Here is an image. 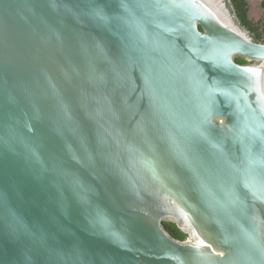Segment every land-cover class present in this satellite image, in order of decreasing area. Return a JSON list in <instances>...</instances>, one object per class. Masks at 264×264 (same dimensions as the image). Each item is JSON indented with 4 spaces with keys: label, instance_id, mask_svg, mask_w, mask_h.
I'll return each mask as SVG.
<instances>
[{
    "label": "water",
    "instance_id": "water-1",
    "mask_svg": "<svg viewBox=\"0 0 264 264\" xmlns=\"http://www.w3.org/2000/svg\"><path fill=\"white\" fill-rule=\"evenodd\" d=\"M0 264H264V42L231 0H0Z\"/></svg>",
    "mask_w": 264,
    "mask_h": 264
},
{
    "label": "trees",
    "instance_id": "trees-1",
    "mask_svg": "<svg viewBox=\"0 0 264 264\" xmlns=\"http://www.w3.org/2000/svg\"><path fill=\"white\" fill-rule=\"evenodd\" d=\"M232 5L236 11L238 19L241 22V25L250 30V32H256L260 38L263 32L259 31V27L255 26L254 21L249 18L246 0H232ZM256 40L258 41L259 39L257 38ZM237 61L239 63H245L246 59L239 57L237 58ZM165 228L172 236L177 239L185 240L188 237V235L183 232L175 223H165Z\"/></svg>",
    "mask_w": 264,
    "mask_h": 264
},
{
    "label": "rangeland",
    "instance_id": "rangeland-1",
    "mask_svg": "<svg viewBox=\"0 0 264 264\" xmlns=\"http://www.w3.org/2000/svg\"><path fill=\"white\" fill-rule=\"evenodd\" d=\"M248 3L250 8V18L255 22L262 20L264 17V12L260 7V0H248Z\"/></svg>",
    "mask_w": 264,
    "mask_h": 264
},
{
    "label": "flooded vegetation",
    "instance_id": "flooded-vegetation-1",
    "mask_svg": "<svg viewBox=\"0 0 264 264\" xmlns=\"http://www.w3.org/2000/svg\"><path fill=\"white\" fill-rule=\"evenodd\" d=\"M246 2H247V6H248V16H249V18H250V15H249V12H250V8H249V3H248V0H246ZM231 3H232V0H231ZM260 7L262 8V10H263V12H264V0H260ZM251 19V18H250ZM252 20V19H251ZM254 21V20H253ZM254 23H255V26H257V27H259V31H262L263 33L261 34V36H260V38H259V36L257 35V33L256 32H251V34H252V36L255 38V39H259L258 41L259 42H264V17H263V19L262 20H260V21H254ZM250 31V30H249ZM248 63H251V62H248L247 60H246V62L245 63H241V64H248Z\"/></svg>",
    "mask_w": 264,
    "mask_h": 264
}]
</instances>
